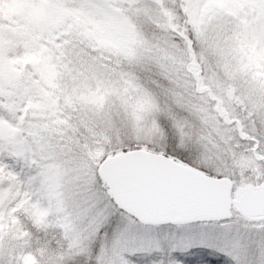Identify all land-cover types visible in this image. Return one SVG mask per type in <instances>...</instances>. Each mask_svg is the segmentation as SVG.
<instances>
[{
  "label": "snow or ice",
  "instance_id": "snow-or-ice-1",
  "mask_svg": "<svg viewBox=\"0 0 264 264\" xmlns=\"http://www.w3.org/2000/svg\"><path fill=\"white\" fill-rule=\"evenodd\" d=\"M21 8L0 264H264V0Z\"/></svg>",
  "mask_w": 264,
  "mask_h": 264
},
{
  "label": "rangeland",
  "instance_id": "rangeland-1",
  "mask_svg": "<svg viewBox=\"0 0 264 264\" xmlns=\"http://www.w3.org/2000/svg\"><path fill=\"white\" fill-rule=\"evenodd\" d=\"M21 15V0H0V27L15 25Z\"/></svg>",
  "mask_w": 264,
  "mask_h": 264
}]
</instances>
